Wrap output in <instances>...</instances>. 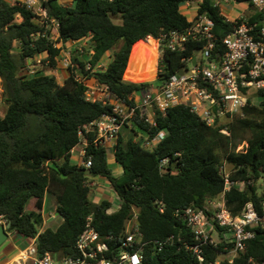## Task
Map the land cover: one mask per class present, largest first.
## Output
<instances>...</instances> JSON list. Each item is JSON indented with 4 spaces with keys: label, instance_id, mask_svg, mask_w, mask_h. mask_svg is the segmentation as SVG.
<instances>
[{
    "label": "trees",
    "instance_id": "16d2710c",
    "mask_svg": "<svg viewBox=\"0 0 264 264\" xmlns=\"http://www.w3.org/2000/svg\"><path fill=\"white\" fill-rule=\"evenodd\" d=\"M188 1L194 0H73L72 5L44 0L48 15L42 21L26 6L0 0V85L7 104L5 115H0V216L11 223L9 231L36 238L39 255L50 253L58 259L76 256L78 238L90 223L109 247L104 255L111 258L120 249L128 221L137 215L142 242H147L142 264H200L184 245V241H193L192 234L175 212L189 206L206 208L218 197L225 188L224 163L231 167V181L245 182L243 189L232 185L226 191L232 213L240 214L253 202L262 214L264 192L256 183L264 179V89L256 94V104L250 102L243 115L233 117L228 124L230 135L221 133V127L208 126L190 106L180 104L169 108L166 115L156 114L155 124L137 114L127 136L119 133L111 150L122 174H114L109 149L95 142L94 132L84 135L88 142L84 159L91 157L92 165L86 167L73 159L72 150L83 139L80 130L111 110L110 105L87 100L83 80L105 83L120 99L134 104V96L151 83L125 80L126 69L132 79L154 76V39L191 24L181 10ZM235 1L252 5V0ZM250 8L251 22L264 25V15ZM199 12L214 21L220 39L233 30L235 23L214 0H201ZM52 19L57 24L56 41ZM83 38H88L90 50L72 55L70 74L59 83L48 73L57 68L62 53L57 42ZM120 42L111 62L98 68ZM200 45L192 43L179 52L165 50L157 82L176 73L182 58ZM219 49L224 46L220 44ZM42 55L37 62V56ZM30 61L39 67L31 69ZM87 63L90 69H86ZM161 132L164 138L154 149L136 140L137 133L154 138ZM237 140H247L243 151H236ZM163 157H170L166 166H161ZM99 177L108 181L118 196L120 204L115 211H111L109 199L94 202L91 198L89 181ZM47 194L56 197L63 221L57 228L42 230ZM254 230L255 236L245 242V249L233 262L222 264L264 263V228ZM171 236V242L159 246ZM225 246L231 245L222 241L206 246V261L216 260L226 252Z\"/></svg>",
    "mask_w": 264,
    "mask_h": 264
},
{
    "label": "built area",
    "instance_id": "2783aa9c",
    "mask_svg": "<svg viewBox=\"0 0 264 264\" xmlns=\"http://www.w3.org/2000/svg\"><path fill=\"white\" fill-rule=\"evenodd\" d=\"M7 1L26 6L42 21L48 15L47 8L43 5L44 0ZM200 1L186 2L187 7H191L195 2L198 4L192 18H189L191 21L189 26L173 29L154 39L157 41V74L161 71V54L165 50L183 51L192 43H200V48L183 57L181 68L164 82L158 83L157 76L150 82L148 88L134 96V104L120 99L105 83L96 80L88 83L89 79L83 80L87 86V100L111 106L109 112L87 124L84 130H80L83 139L79 144L81 146L79 155L86 167L92 165V160L91 157L84 159L88 145L84 137L85 133H96L95 142L107 148L111 143L112 149L119 133L125 127L132 126L133 118L137 114L146 122L155 124L156 114L166 115L169 108L185 104L190 106L208 126L221 127V133L230 135L228 124L233 117L236 114L243 115V108L250 102L255 104L259 101L256 94L264 89V25L258 27L257 24H253L250 14L244 11L234 19L227 17L235 24L233 30L220 39L214 32V21L207 14L199 12ZM214 1L220 6L222 2L225 5L238 3L235 0ZM251 4L246 3L247 9L252 7L264 15V0H252ZM52 23L57 30L54 19ZM220 44L224 46V50L219 49ZM38 62L40 63V59ZM90 68L91 64L87 63L86 69ZM179 71L183 73L179 74ZM31 73L35 72L31 70ZM78 79L81 77L78 76ZM163 138L164 132L154 138L142 135L140 139L146 148L154 149L158 141ZM247 145L245 143L236 151H243ZM169 162L170 157H163L160 161L161 166H166ZM226 165L224 163L221 166L225 175V188L218 197L210 200L206 208L189 206L177 209L175 212L176 217L184 220L192 234L193 241H184V245L200 264L233 262L239 252L245 249V242L255 236L254 229L259 226L264 228V203L262 214L253 202H248L238 215H234L228 207L226 191L232 185L243 189L245 182L231 181ZM161 211H163L162 206ZM2 223L6 224L7 221L3 219ZM172 239L173 236L159 242V246L162 247ZM222 241L231 246H225L226 252L221 253L216 260L207 262L205 247L217 245ZM146 244L147 242H142L137 215H135L127 223L125 238L120 249L111 258L104 255L109 250L107 243L101 240L99 232L88 223L78 238L76 256L61 259L50 253L41 256L38 254L36 238H33L29 246L19 251L11 264H23L26 261H32L34 264H142Z\"/></svg>",
    "mask_w": 264,
    "mask_h": 264
},
{
    "label": "rangeland",
    "instance_id": "374dc122",
    "mask_svg": "<svg viewBox=\"0 0 264 264\" xmlns=\"http://www.w3.org/2000/svg\"><path fill=\"white\" fill-rule=\"evenodd\" d=\"M69 1L70 0H60V2L64 5H70ZM182 6H183V11L185 12L186 16L188 18H192L194 12L197 10L198 4H197V2H195L192 4L191 7H187L186 4L184 3V4H182ZM220 8H221L223 15L226 17H229L230 19H234L236 17V15L241 14L242 12L246 11V9H245L246 5H243L240 3H235V4L231 3V4L225 5V3L222 2ZM17 21H21V17H17ZM51 29H52V38L56 41L58 39V32L54 27H51ZM145 42H147V40H145ZM56 45L62 47V53L60 55V59H59L57 68L55 70H48V73L55 75L58 79V82L62 84L64 82V79L66 78V76H68L70 74V66L74 65L72 63V55L78 54L81 52L86 53L88 50H90V47H89L90 44L88 42V38H83V39L78 40V41H68L65 43L64 42H57ZM121 45H122V42H120L114 48V50L108 52L105 55V57L102 59V61L99 63L98 68H105L108 65V63L111 62L114 51L118 50ZM44 56L45 55L37 56L36 61L38 62L39 59H42V57H44ZM198 56H199V53H198ZM81 58H84V56H81ZM129 60H130V58H129ZM30 64H31V69L35 70L36 68L39 67V63H37V65H36L34 61H30ZM128 66H129V62H128ZM128 66H127V68H128ZM156 67H157V59H156ZM126 72H127V69H126L125 74H124V79L127 81L135 82V83L152 82L158 76V74L155 70V74L152 78L145 79V80H137V79H132V77L131 78L128 77ZM93 81H94L93 78L89 79L88 83H91ZM6 111H7V104L4 102V100L2 98V88L0 85V115L4 116ZM131 129H132V126L126 128V129H123L122 134L127 136V134L130 132ZM141 136H142L141 133H137L136 140H140ZM237 143L238 144H237L236 149H239L245 143H247V140H243V141L237 140ZM80 148H81V146L79 145L76 148L75 152H73V159L82 163L83 159L78 154V151L80 150ZM108 158H109L110 167L112 168L114 174L116 176H118V174L115 171L116 162H114L112 150H109ZM226 168L228 171H230V169H231L230 165H228V164L226 165ZM89 183H90V186L92 188L91 198L94 202H95V200L101 201L102 198L103 199H109L110 201L113 202V208L114 209L119 208L120 201L118 199V196L108 181H106L104 178L99 177V178L91 179L89 181ZM256 184L259 187V191L264 192V179L259 180ZM57 205L58 204H57L56 197L52 194H47L46 198H45V205H44V212H43V220H46V222L43 223V227H45V228H47V227L57 228L62 223L63 218L57 212ZM52 214H54L55 217H52Z\"/></svg>",
    "mask_w": 264,
    "mask_h": 264
},
{
    "label": "crops",
    "instance_id": "0c3cea01",
    "mask_svg": "<svg viewBox=\"0 0 264 264\" xmlns=\"http://www.w3.org/2000/svg\"><path fill=\"white\" fill-rule=\"evenodd\" d=\"M69 2H70L71 5L73 4V0H70ZM185 4H186V2H185ZM240 4L246 5V3H240ZM245 9H246V12L249 13V11H250L251 8L247 9V5H246V8ZM181 10L185 14V12L183 11V6H181ZM111 145L112 144L110 143L109 144V148H108L109 150H111ZM76 148L77 147H75V149H74L73 152H75ZM78 154H79V151H78ZM114 162H116V161L114 160ZM115 171H116V173L118 175L122 174V172H123L122 166L120 164H118L117 162H116ZM95 202H100V201H98V200L96 201L95 200ZM44 205H45V202H44ZM115 210L116 209H114V208L111 209V211H115ZM52 217H55V215L52 214ZM2 222H3V219L0 218V223H2ZM44 222H46V220H44ZM43 229H45V227H43L42 230ZM7 232L9 234V237L0 246V264H11V263H13V261L16 259L17 255H18L19 251L22 250V249H24V248H26L27 246H29L30 243L32 242L31 239H29L28 237H25V236L19 234L18 232L9 231V229H7ZM23 264H34V263L32 261H26Z\"/></svg>",
    "mask_w": 264,
    "mask_h": 264
},
{
    "label": "water",
    "instance_id": "95a60500",
    "mask_svg": "<svg viewBox=\"0 0 264 264\" xmlns=\"http://www.w3.org/2000/svg\"><path fill=\"white\" fill-rule=\"evenodd\" d=\"M183 71H179V74H182ZM11 223L7 222L5 223H0V246L8 239L9 234L7 232V229H10Z\"/></svg>",
    "mask_w": 264,
    "mask_h": 264
},
{
    "label": "bare ground",
    "instance_id": "6f19581e",
    "mask_svg": "<svg viewBox=\"0 0 264 264\" xmlns=\"http://www.w3.org/2000/svg\"><path fill=\"white\" fill-rule=\"evenodd\" d=\"M155 47H156V50H157V41L155 40Z\"/></svg>",
    "mask_w": 264,
    "mask_h": 264
}]
</instances>
